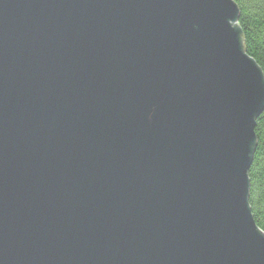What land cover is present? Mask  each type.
<instances>
[{"label":"water","instance_id":"obj_1","mask_svg":"<svg viewBox=\"0 0 264 264\" xmlns=\"http://www.w3.org/2000/svg\"><path fill=\"white\" fill-rule=\"evenodd\" d=\"M239 16L0 0V264H264V73Z\"/></svg>","mask_w":264,"mask_h":264},{"label":"trees","instance_id":"obj_2","mask_svg":"<svg viewBox=\"0 0 264 264\" xmlns=\"http://www.w3.org/2000/svg\"><path fill=\"white\" fill-rule=\"evenodd\" d=\"M240 10L239 25L247 53L264 73V0H234ZM257 146L249 170L250 205L257 225L264 230V110L257 117Z\"/></svg>","mask_w":264,"mask_h":264}]
</instances>
